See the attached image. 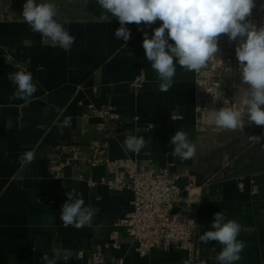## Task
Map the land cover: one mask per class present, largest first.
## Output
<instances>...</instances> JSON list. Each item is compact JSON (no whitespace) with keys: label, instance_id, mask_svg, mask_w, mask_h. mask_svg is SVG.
Here are the masks:
<instances>
[{"label":"crops","instance_id":"crops-1","mask_svg":"<svg viewBox=\"0 0 264 264\" xmlns=\"http://www.w3.org/2000/svg\"><path fill=\"white\" fill-rule=\"evenodd\" d=\"M57 14L76 38L67 52L45 42L22 15L0 16V264H45L44 255L51 258L57 247L72 253V258H61L57 264H80L97 245L111 242L114 234L119 246L105 248L109 260L122 258L123 264H183L185 260L218 264L215 257L223 246L199 239L214 230L211 225L217 212L224 215L225 222L236 220L241 225L237 239L246 247L235 264H264V137L254 144L251 138L264 128L255 133L247 125L242 132L227 130L215 143L199 139L196 72L177 65L172 87L161 92V81L145 57L144 33L151 37L162 21L151 26L127 24L131 35L125 42L115 37L120 24L111 13V22L101 19L104 11L90 16ZM21 69L30 71L37 84L29 102L10 99L15 86L8 74ZM137 77L143 81L138 90L131 85ZM107 105L126 121L114 134L98 130L99 117L94 110ZM135 115L139 116L137 126L132 119ZM126 130L150 143L138 154H126L120 147ZM180 130L188 133L196 149L195 155L184 161L172 155L174 145L170 143ZM235 138L238 145L245 144L238 152ZM93 140L108 144L111 159L131 157L140 165L173 164V171L182 172L179 184L185 188L192 183L189 191H184L199 204L194 263L185 250L153 249L147 256L138 253L125 228L116 224L132 209L133 191L115 190L103 183V178L110 177L106 165H88ZM71 146L80 150L79 169L67 166L62 176L50 175V166L60 163L62 148ZM33 149L34 162L22 167L20 156ZM234 152L238 157L236 175L219 174ZM77 171L85 179L77 178ZM239 177L243 187L238 184ZM251 177L258 185L257 192H253ZM90 179L96 182L93 186ZM73 188L86 206L100 210L91 227L76 229L61 220V206ZM183 198L182 193L179 202ZM79 251L84 252V258L78 257Z\"/></svg>","mask_w":264,"mask_h":264},{"label":"clouds","instance_id":"clouds-1","mask_svg":"<svg viewBox=\"0 0 264 264\" xmlns=\"http://www.w3.org/2000/svg\"><path fill=\"white\" fill-rule=\"evenodd\" d=\"M97 4L105 12L102 20L111 22L109 13L118 19L120 27L115 30V37L125 42L131 35L127 24L140 25L143 22L151 26L157 20L162 21L151 37L145 32L142 41L145 57L161 81V92H167L172 87L177 65L195 72L205 68L218 53L222 35H226L229 41H238L235 53L241 81L247 87L238 89L233 107L212 110L211 116L216 127L223 130L242 132L245 116L249 124L264 126V26L257 27L248 19L255 0H97ZM22 18L33 32L41 34L45 42L66 52L76 41L59 20L54 3L26 0ZM169 40L174 43H169ZM8 79L15 86L10 99L29 102L37 91L30 71L18 70L8 74ZM125 137L120 147L126 154H138L150 143L129 130H126ZM251 138L257 142L261 139L259 136ZM170 143L174 145L172 155L181 161L195 155V145L183 130L175 131ZM19 159L22 167L30 165L35 160V150L25 151ZM66 195L67 201L60 209L63 223L76 229L91 227L99 208L86 206L82 195L74 188ZM211 227L214 230L204 232L199 239L205 244L217 241L223 246L215 257L218 264L240 261V254L246 247L243 241L237 239L241 225L236 220L225 222L224 215L217 212ZM61 258L68 260L72 258V253L57 247L52 249L51 258L45 254L43 260L45 264H57ZM183 264H190V261L185 260Z\"/></svg>","mask_w":264,"mask_h":264},{"label":"built area","instance_id":"built-area-1","mask_svg":"<svg viewBox=\"0 0 264 264\" xmlns=\"http://www.w3.org/2000/svg\"><path fill=\"white\" fill-rule=\"evenodd\" d=\"M264 0H255L250 19L257 27L264 26ZM238 41H229L226 35L219 38V51L210 59L207 66L196 72V104L197 119L196 129L200 140L215 143L221 133L227 131L216 127L211 112L222 107H233L235 96L240 87H247L240 78L238 60L235 49ZM131 85L137 90L142 87V78L137 77ZM99 117L98 130L101 133L114 134L118 129L126 125L122 115L111 105L95 109ZM135 125L139 116H133ZM248 128L255 126L249 124L244 117ZM137 126V125H136ZM151 125L148 126L150 128ZM264 137V132L259 134ZM255 140H252L254 144ZM242 146H245L243 143ZM61 160L58 165H51L49 173L52 176H62L67 166L79 169L80 150L76 147L62 148ZM236 160L238 157L227 159L220 167L218 173L222 175H236ZM90 166L106 165L110 177L103 178L102 182L115 190L130 188L133 191L132 209L116 223L125 228L127 234L136 243V250L141 256H147L153 249H178L185 250L194 263L197 251V214L198 201L184 197L183 205L178 213L172 214V210L179 203L184 190L189 191L192 183L185 188L178 179L182 172L173 171V164L157 165L153 162L148 165H140L134 158L111 159L108 156V144L105 141L93 140L90 143V158L87 161ZM79 179H85L81 172H76ZM253 192L258 191V185L251 177ZM90 186L96 182L88 180ZM239 186H244L241 177ZM118 247L116 234L112 241L99 244L80 264H123L120 259H107L105 248ZM79 258H84V252H78Z\"/></svg>","mask_w":264,"mask_h":264},{"label":"rangeland","instance_id":"rangeland-1","mask_svg":"<svg viewBox=\"0 0 264 264\" xmlns=\"http://www.w3.org/2000/svg\"><path fill=\"white\" fill-rule=\"evenodd\" d=\"M41 2H51L56 6L58 13L68 12L73 16H90L93 12L104 11L96 2H91L90 0H37V3ZM26 3V0H0V16L9 15L14 17L15 15H22L23 5ZM255 125L252 127V133L257 131H263L264 126ZM258 128L257 130H254ZM254 130V131H253ZM258 136V135H257ZM253 140V139H252ZM236 144L235 151L238 152L243 146L238 142V139L235 138L234 143ZM236 152L228 156L227 159H230L237 154Z\"/></svg>","mask_w":264,"mask_h":264},{"label":"water","instance_id":"water-1","mask_svg":"<svg viewBox=\"0 0 264 264\" xmlns=\"http://www.w3.org/2000/svg\"><path fill=\"white\" fill-rule=\"evenodd\" d=\"M145 165H148V163L145 162ZM186 195H187V192L184 191V192H183V196L186 197ZM182 205H183V202H179V203L177 204V206L172 210V214H176V213H178V212L180 211Z\"/></svg>","mask_w":264,"mask_h":264}]
</instances>
